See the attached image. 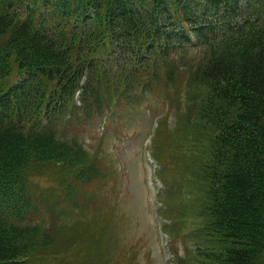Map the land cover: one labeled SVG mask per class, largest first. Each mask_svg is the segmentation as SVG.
<instances>
[{"label":"trees","instance_id":"obj_1","mask_svg":"<svg viewBox=\"0 0 264 264\" xmlns=\"http://www.w3.org/2000/svg\"><path fill=\"white\" fill-rule=\"evenodd\" d=\"M144 96L173 117L156 173L169 240L191 241L183 264H264V0H0V264H90V250L114 264L93 242L108 227L65 232L73 210L58 241L41 232L32 178L70 167L49 210L82 211L104 173L67 127Z\"/></svg>","mask_w":264,"mask_h":264},{"label":"rangeland","instance_id":"obj_2","mask_svg":"<svg viewBox=\"0 0 264 264\" xmlns=\"http://www.w3.org/2000/svg\"><path fill=\"white\" fill-rule=\"evenodd\" d=\"M196 56L197 51L193 50L186 55V58L196 60ZM139 105L143 106L134 109H114L110 112H107V109L94 116V119L87 124L81 123L76 129L67 127L68 135L63 138L77 137L85 149L98 156L100 169L104 173L101 182L104 184L98 187L87 186V191H94L95 197L82 211H76L78 208L62 204V209L65 211H62L61 214H53L49 210L52 204L50 195L56 193L58 182L54 180L53 173L56 167H59L58 173H66L64 167H70L61 164H56L55 167L49 165V170L45 168L44 173L34 176L32 178L34 187L39 186L38 188L45 194L46 206L42 213L48 211L45 221L40 222L42 223L41 232L48 230L49 225L53 224L56 228L52 234L58 241L61 236L59 230L62 221L68 217L69 210H73L67 219L71 222L65 224V232L74 227L82 233L91 232L95 235L99 227L102 229L108 227L109 237L102 238L100 242L93 239V242L95 248L105 245L112 249L110 256L114 264L127 261L128 250L132 248L136 252L130 259L132 264H183L186 260L184 258L185 251L191 243L189 238L180 237L178 239L176 248L179 254L172 255L168 260L164 259V252L159 242L160 236L166 243L169 241V237L162 225L167 218L163 212L165 204L159 195L162 194L165 185L162 184L163 182L156 173L158 162L155 155L163 152L162 140L166 136L165 129L169 128V121H172L173 117H168L171 110L167 103L161 105L153 96H145ZM146 107L154 110H149L150 114H146ZM164 110H166L165 113ZM160 112L164 114L156 120L155 115ZM148 132L150 135L147 146H145ZM147 159L152 161V167L149 165L148 168L155 175V189L159 187L158 196L155 195V190L147 184L145 179V160ZM42 160L48 162L49 158L42 157ZM70 166L73 168L77 164L74 162ZM42 167L45 166L41 165ZM62 200L63 198H58L59 203ZM83 204L84 202L80 207ZM161 204L162 208L159 212ZM152 212L159 217L160 222L154 219ZM63 239L64 237L61 239V243L65 246H60L62 250L75 246H71V240L63 241ZM46 242L45 247L51 242L50 236L46 238ZM82 246L90 247L88 244H82ZM167 250L171 254L172 249ZM97 256V250H90L85 252L83 258L91 257L88 261L93 264L91 259L97 258ZM43 262L44 259L41 261L30 260L29 264H43Z\"/></svg>","mask_w":264,"mask_h":264}]
</instances>
